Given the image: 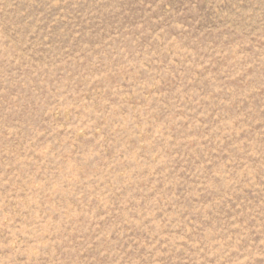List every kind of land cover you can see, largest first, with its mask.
Wrapping results in <instances>:
<instances>
[{
	"label": "rangeland",
	"instance_id": "obj_1",
	"mask_svg": "<svg viewBox=\"0 0 264 264\" xmlns=\"http://www.w3.org/2000/svg\"><path fill=\"white\" fill-rule=\"evenodd\" d=\"M0 264H264V0H0Z\"/></svg>",
	"mask_w": 264,
	"mask_h": 264
}]
</instances>
